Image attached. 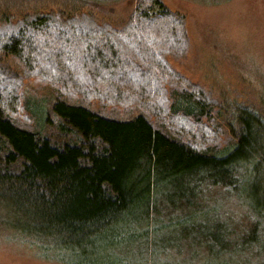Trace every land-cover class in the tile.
<instances>
[{
  "label": "trees",
  "instance_id": "obj_1",
  "mask_svg": "<svg viewBox=\"0 0 264 264\" xmlns=\"http://www.w3.org/2000/svg\"><path fill=\"white\" fill-rule=\"evenodd\" d=\"M132 6L113 25L0 2V227L67 264H185L161 259L186 245L197 262L242 264L264 252V116L171 65L190 48L183 15L163 0ZM32 77L51 87L59 137L18 118L49 121L21 90ZM213 189L257 221L238 232L208 212Z\"/></svg>",
  "mask_w": 264,
  "mask_h": 264
},
{
  "label": "rangeland",
  "instance_id": "obj_2",
  "mask_svg": "<svg viewBox=\"0 0 264 264\" xmlns=\"http://www.w3.org/2000/svg\"><path fill=\"white\" fill-rule=\"evenodd\" d=\"M3 1L8 3L11 0H0ZM12 1L14 6L19 4L20 9L26 13H49L60 21L75 19L83 22V16L89 15L97 18V23L107 21L116 25L128 20L135 0ZM163 2L170 10L186 18L190 39L186 57L177 61L168 57L171 65L192 83L200 86L213 100L221 104L245 103L264 116V0ZM21 90L26 99L43 101L49 117L45 125L39 126L35 117L32 118L30 112L22 109L18 114L21 124L41 129L43 136L59 137L56 127L59 121L52 112L51 87L32 77L24 81ZM36 106L39 110V106ZM204 200L208 212L218 213V217L238 232L244 230L243 227H247L249 222L257 221V214L251 205L223 189L208 191ZM262 248L261 245H255L254 250L246 249L235 263L264 264ZM194 254L195 249L186 245L183 250L168 251V256L161 261L205 264L204 260L197 262L199 258H195ZM203 255L204 259H212L207 251ZM50 256H43L39 248L20 235L0 227V264H67Z\"/></svg>",
  "mask_w": 264,
  "mask_h": 264
}]
</instances>
